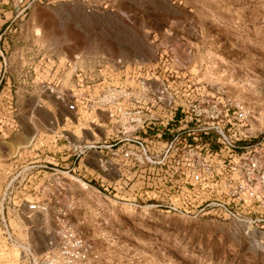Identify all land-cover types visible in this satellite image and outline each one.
Returning <instances> with one entry per match:
<instances>
[{
	"label": "built area",
	"instance_id": "built-area-1",
	"mask_svg": "<svg viewBox=\"0 0 264 264\" xmlns=\"http://www.w3.org/2000/svg\"><path fill=\"white\" fill-rule=\"evenodd\" d=\"M36 1L8 0L12 15L7 18L0 0L7 24L0 40L17 34L4 38L0 75L10 79L14 65L24 92L36 98V110L47 109L44 96L58 101L50 110L51 125L71 121V136L62 134L71 172L83 163L87 184L94 187V180L95 188L119 203L141 207L143 201L194 219L225 217L241 232L263 239L264 115L257 118L230 94L194 83L176 67L182 64L178 58L127 63L105 55L62 53L38 43L36 31L28 35L32 46L27 49L26 27L17 20ZM6 85L12 92V85ZM6 85L0 90L2 124L3 113L16 111L12 100L1 104ZM17 117L12 127L19 126ZM14 180L3 191L0 241L18 250L19 264H99L96 243L58 203L43 251L30 231L19 237L8 210ZM22 205L16 210L19 217ZM51 205L45 201L29 207L46 213Z\"/></svg>",
	"mask_w": 264,
	"mask_h": 264
},
{
	"label": "rangeland",
	"instance_id": "rangeland-1",
	"mask_svg": "<svg viewBox=\"0 0 264 264\" xmlns=\"http://www.w3.org/2000/svg\"><path fill=\"white\" fill-rule=\"evenodd\" d=\"M1 1L9 18L12 5ZM5 19L0 16V36ZM17 23L26 27L27 49L32 46L28 35L36 31L38 43L62 53L127 63L178 58L182 64L176 67L194 83L230 94L257 118L264 115V0H37ZM16 35L2 36L0 52L7 49L4 38ZM17 75L14 65L10 79L0 75V90L6 82L13 87L10 92L6 85L1 104L12 100L16 108L3 113L0 123V210L13 178L10 206H4L19 237L30 231L43 251L58 203L96 243L99 264H264V238L241 232L228 218L194 219L143 201L141 207L119 203L95 188L94 180V187L87 184L83 163L71 172L62 137L71 135V121L63 118L52 126L50 110L58 101L44 96L47 109L36 110V98L24 92ZM15 113L18 127H12ZM21 201L26 205L19 217ZM45 201L52 202L46 213L29 207ZM0 264H19L18 252L1 241Z\"/></svg>",
	"mask_w": 264,
	"mask_h": 264
},
{
	"label": "bare ground",
	"instance_id": "bare-ground-1",
	"mask_svg": "<svg viewBox=\"0 0 264 264\" xmlns=\"http://www.w3.org/2000/svg\"><path fill=\"white\" fill-rule=\"evenodd\" d=\"M71 136V135H70ZM41 236V235H40ZM16 250V249H15ZM18 252V250H16ZM19 254V253H18Z\"/></svg>",
	"mask_w": 264,
	"mask_h": 264
}]
</instances>
